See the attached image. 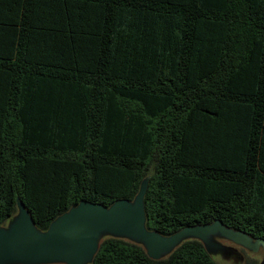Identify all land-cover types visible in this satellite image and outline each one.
<instances>
[{"label": "trees", "instance_id": "obj_1", "mask_svg": "<svg viewBox=\"0 0 264 264\" xmlns=\"http://www.w3.org/2000/svg\"><path fill=\"white\" fill-rule=\"evenodd\" d=\"M143 182L148 231L264 243V0H0V226ZM91 264L216 263L109 237Z\"/></svg>", "mask_w": 264, "mask_h": 264}, {"label": "water", "instance_id": "obj_2", "mask_svg": "<svg viewBox=\"0 0 264 264\" xmlns=\"http://www.w3.org/2000/svg\"><path fill=\"white\" fill-rule=\"evenodd\" d=\"M145 185V182L141 184L131 202L118 200L107 208L80 202L58 216L45 231L35 228L25 208L18 203V215L8 221V227L0 226V264H85L87 261L91 264L101 242L98 241L99 233L140 238L145 242L146 250H143L151 260L163 259L160 258L162 252L187 236L197 238L195 240L200 241L205 250L207 239L213 233L242 245L252 240L218 222L183 228L169 237L148 231L143 209ZM254 241L264 247L262 241Z\"/></svg>", "mask_w": 264, "mask_h": 264}, {"label": "rangeland", "instance_id": "obj_3", "mask_svg": "<svg viewBox=\"0 0 264 264\" xmlns=\"http://www.w3.org/2000/svg\"><path fill=\"white\" fill-rule=\"evenodd\" d=\"M16 209L18 210V207H16ZM17 213L18 212L16 211L12 218L16 217V215H18ZM2 227H8V221ZM109 237H116L134 243L146 250V244L143 240L128 235L113 236L108 233H99L98 241L100 242ZM190 239L197 238L194 236L182 238V240H180L175 246L162 252L160 258H166L170 251H172L179 243ZM207 240L208 244H206V251L216 264H247L248 261L251 264H264V247L261 243H257L254 240L249 241L247 245H242L235 243L233 240L226 238L219 233H213ZM85 264H90V262L87 261Z\"/></svg>", "mask_w": 264, "mask_h": 264}]
</instances>
